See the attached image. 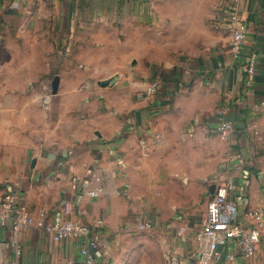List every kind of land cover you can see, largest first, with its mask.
I'll return each mask as SVG.
<instances>
[{"label": "crops", "instance_id": "1", "mask_svg": "<svg viewBox=\"0 0 264 264\" xmlns=\"http://www.w3.org/2000/svg\"><path fill=\"white\" fill-rule=\"evenodd\" d=\"M6 1L16 3L21 0ZM166 1L52 0L59 10L57 20L64 26L60 36L76 38L85 33L93 38L90 40L92 45L95 43L94 38H103L100 42L102 49L96 50L97 55L101 56L88 67L102 68L110 76L118 74V84L131 85L129 90L122 88L123 96L126 98L129 95L131 98L128 100L130 112L128 115L122 113V120L113 119L109 114H102V119H96L100 114L91 110L87 113V132L79 134L76 127L83 115L74 107V99L64 94L65 102L56 112V128L60 126V129L42 134L45 142L37 143L15 140L12 135L13 122L6 121L5 124V119H9L0 110V196L8 192L15 193L18 202L27 206L34 220H38L43 211L53 213L63 202L70 200L74 207V220L86 225L101 221L105 257L98 264L122 263V252H119L122 250V233L119 230L122 229V223L128 222L125 220L126 205L121 196L122 177L125 174L122 162L128 166L138 165L136 170L129 171L127 177L132 186L147 182V169L142 170V161L136 156V151L132 153V149L136 148L137 138L139 140L142 137L140 134L146 132L148 124L156 123L163 113H169L170 116L175 114L187 122L194 121L200 130L207 119L208 125L215 130L224 120L234 121L236 129L225 140L230 151L228 164L216 174L210 186L209 201L213 185L220 179L227 178L233 180L237 192L244 195L239 200L242 210L264 209V0H238L236 3L248 29L245 57L251 51L258 55L252 85L247 84L248 76L242 69L245 58L235 59L231 55V32L225 23L215 24L213 29L204 31L197 43H193V48L176 49L178 51L166 59L159 56L157 46L150 58L149 68L142 56V41L146 34L136 30L134 44L138 47V52L135 50L132 58L137 64L131 74L134 81H131L127 65L122 68V62L127 63L122 59L128 58V53L122 52V41L117 39L118 33L122 35V30L108 28L106 23L100 28L95 21H122V18L126 19L131 15L130 12H124V8L132 4L136 6L135 18H145L146 12L142 11V6L148 4L156 6L151 8L149 18L153 20L158 16L164 19L169 14L159 6ZM213 1L215 0L175 2L180 5L178 14L180 12L181 16L179 14L177 19L186 23L184 20L188 15L185 14L190 5L206 8ZM229 1L217 0V9L213 13L215 22L221 17L220 7H227ZM80 20L94 23L92 27L89 25L80 30L76 24ZM182 29L184 24L179 27L178 32ZM169 34L172 35L173 32ZM129 46L130 42L126 43L124 51ZM152 80L162 83V91L153 102L144 101V91ZM62 125L65 127L64 131L61 129ZM151 129L159 135L179 131L175 123L170 127H160L157 124L155 129L152 125ZM96 130L100 134L97 138L99 141H89L90 136L95 138ZM200 148L201 144L195 145L188 141L172 145L166 152L181 150L170 156L182 163L179 166L182 169L186 161L190 162L191 167L201 161L198 153ZM153 174L151 171L152 176ZM95 177L100 182H95ZM72 184L79 186V194H75ZM93 190H99L100 196L91 197L89 192ZM204 219L197 231L189 228L187 223L174 222L179 241L176 243V251L172 252L185 264H194V259H190L191 255L202 250L194 236L201 229ZM11 240L10 228L0 229V264L4 261L17 264L83 262L81 249L84 240L63 241L55 245L47 232L35 226L23 229L19 238V254H16ZM231 264H264V244L256 257L248 260L237 256Z\"/></svg>", "mask_w": 264, "mask_h": 264}, {"label": "rangeland", "instance_id": "2", "mask_svg": "<svg viewBox=\"0 0 264 264\" xmlns=\"http://www.w3.org/2000/svg\"><path fill=\"white\" fill-rule=\"evenodd\" d=\"M180 1L167 0L159 6L169 14L164 19L158 16L153 20L149 18L150 10L156 6L148 4L142 6L145 18H135L136 6L132 4L122 6L125 7L124 12L131 13L122 21H95L100 28L106 23L108 28L122 30L117 39L122 41V52L128 53L127 60L122 59L127 61L122 62V68L127 65V74L131 78L137 64L132 58L135 50L138 52L134 44L136 30L146 34L142 41V56L149 68L157 46L159 56L166 59L177 52L176 49L193 48V43H197L204 31L215 27L213 13L217 9V0L206 8L190 5L185 14L188 15L184 20L186 23L177 19L180 5L175 2ZM58 11L52 1L21 0L13 3L0 0V110L9 119H5V124L6 121L13 122L15 140L44 143L42 134L59 130L60 126L56 128L55 123L56 112L63 106L66 94L74 99V107L83 115L76 127L79 134L87 132V113L91 110L100 114L96 119L109 114L113 119L122 120V113L128 115L130 112L128 100L131 98L123 96L122 88L129 90L131 85L118 84V74L110 76L102 68L88 67L101 56L96 50L102 49L100 42L103 38H94L92 45L90 40L93 38L85 33L76 38L60 36L64 26L57 20ZM93 23L86 20L76 22L80 30ZM183 24L184 29L178 32ZM128 42L130 46L124 51ZM163 114L156 123L148 124L146 132L140 134L139 140L137 138L136 148L132 149V153L136 151V156L142 161V170L147 169V182L132 186L127 177L129 171L136 170L138 165L128 166L122 162L125 174L121 196L128 222L122 223L119 230L122 233V250L119 251L122 252V263L119 264H169V257L172 251H176L179 241L174 222L187 223L189 228L198 230L209 201L210 186L216 174L228 164L229 148L216 130L208 125L209 119L200 130L194 121L187 122L175 114ZM172 123L179 129L177 133L159 135L151 129L152 125L155 129L157 124L170 127ZM61 129L64 131L65 127L62 125ZM95 135V138L90 136L89 141H99L97 130ZM142 140L146 142L147 149L142 146ZM188 141L201 144L198 150L201 161L194 167L186 161L180 169L182 163L171 159L170 155L181 150L166 151L172 145ZM146 223L150 224L149 229L142 228Z\"/></svg>", "mask_w": 264, "mask_h": 264}, {"label": "built area", "instance_id": "3", "mask_svg": "<svg viewBox=\"0 0 264 264\" xmlns=\"http://www.w3.org/2000/svg\"><path fill=\"white\" fill-rule=\"evenodd\" d=\"M229 2L227 7H220L221 17L215 24L225 23L231 32V55L235 59L245 58L242 69L248 76L247 84L250 86L254 81L258 55L255 51H251L245 57L248 29L240 16L236 4L238 0ZM161 91L162 83L159 80H152L142 98L144 101L153 102ZM235 129L234 121L224 120L216 128V133L221 139L227 140ZM141 144L147 149L144 140ZM94 181L100 182V179L95 177ZM71 187L75 194L80 193L77 184H72ZM212 188L205 219L201 229L194 236L202 250L192 254L190 259H194L192 260L194 264H231L237 256L248 260L256 257L264 244V209L242 210L239 200L244 195L237 192L233 180L222 178ZM98 194L99 190L89 192L91 197H97ZM73 210L72 201L67 200L55 212L43 211L40 218L34 220L27 206L18 202L16 194L8 192L0 196V229L10 228L11 244L16 254L21 251L19 238L23 229L35 226L47 232L55 245L63 241L84 240L81 249L82 264H98L105 257L101 238L103 223L97 221L86 225L78 222L72 218ZM150 227L149 223L142 226L143 229ZM2 264L17 263L4 261ZM169 264L185 263L173 253L169 257Z\"/></svg>", "mask_w": 264, "mask_h": 264}]
</instances>
